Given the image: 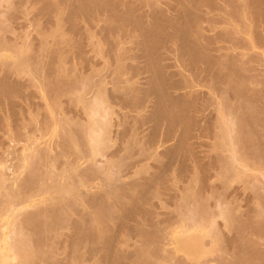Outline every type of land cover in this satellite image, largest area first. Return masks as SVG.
<instances>
[{"label": "bare ground", "instance_id": "obj_1", "mask_svg": "<svg viewBox=\"0 0 264 264\" xmlns=\"http://www.w3.org/2000/svg\"><path fill=\"white\" fill-rule=\"evenodd\" d=\"M17 1L0 0V51L27 53L0 55L12 67L0 71V264H264V59L251 53L264 0H37L55 25L36 45L16 38L28 12ZM52 127L58 172L39 143ZM126 156L128 174L115 173L108 162ZM168 203L176 214L159 211Z\"/></svg>", "mask_w": 264, "mask_h": 264}, {"label": "rangeland", "instance_id": "obj_2", "mask_svg": "<svg viewBox=\"0 0 264 264\" xmlns=\"http://www.w3.org/2000/svg\"><path fill=\"white\" fill-rule=\"evenodd\" d=\"M15 1H17V0H15ZM33 1H34V2H32V0H26V2H25V0L23 1L24 3L27 4L26 6H24L25 4H22L23 8L27 7V10H28V12L25 13V11H27L26 8H25V10H24V12H23V13H25V15L21 13L22 10H23V8H22V6L20 7V10H21V8H22V10H21L20 13L22 14V16L24 15L25 17L22 18V16H21V18H19L18 23H21V26H23V28H20L19 32L17 31L18 34L16 35V38H18V42L21 43V44H25L26 42H27V44H28V43L30 44L31 42H32L33 45H34V44H35V45L38 44V42H39V38L41 39V35H40V34H41L42 32L45 31V30H42V29H41V28H42L41 26H43L44 29H46V31L48 32V31L51 30L50 27H49V25L51 26V24H53V23L48 22V21H50V20L47 21V18L49 19V17H47V16L44 17L45 14L43 15V14H40V12H38V10L41 9V8H40V5L42 6V3L39 4V1H38L37 3H35V1H37V0H33ZM17 2H19V0H18ZM34 4H35V5H38V4H39V6H38L39 8H38L36 14L38 13L41 17H42V15H43V18H39V17H37V16H39V15H36V14H35V12H34L35 10H33V11L31 10V9H35V8H34V7H35ZM33 5H34V6H33ZM29 6H30V7H29ZM163 6H164V5H163ZM36 7H37V6H36ZM164 7H165V6H164ZM40 11H41V10H40ZM32 13H33V14H32ZM217 13H218V12H217ZM34 14H35L36 16H35ZM78 15H79V13H77V17H78V18H77V20H78L77 22H78V25H80V26H79L80 29H81L80 31H82L83 28H84V26H86V21H85V19L83 20L82 17L80 18V16H78ZM35 17H36V18H35ZM37 18H38V19H37ZM79 18H80V19H79ZM36 19H37V20L40 19L39 21H40V23H41L42 25L39 24V22L36 21ZM43 19H45V20H43ZM81 20H82V21H81ZM28 21H29V23H28ZM41 21H43V22H41ZM45 21H46V23L48 22V23H47L48 25L45 23ZM35 22H36V23H35ZM37 22H38V23H37ZM52 22H53V21H52ZM63 22H64V23H61V24H62V26H66V28H65V29H66V33H70V32H69L70 30L68 31V29H70V28H68V25H69V27H70L71 24L69 23V21H63ZM35 24H36V25H35ZM63 24H64V25H63ZM28 25H29V26H28ZM54 25H55V24H53V26H54ZM37 26H38V28H37ZM45 26H46V27H49V28H45ZM53 26H51V28H52ZM127 27H128V28H127ZM127 27L125 26V28H127V30H128V29H129V30L131 29L129 26H127ZM40 29H41V31H40ZM47 29H49V30H47ZM54 29H55V28H54ZM24 30H25V31H24ZM35 30H37V32H36ZM52 30H53V28H52ZM124 30L126 31V29H124ZM124 30L122 29V32H123ZM67 31H68V32H67ZM24 32H25V34H24ZM28 32H30V33L28 34ZM40 32H41V33H40ZM120 32H121V30L118 32V34H119ZM122 32H121V33H122ZM127 32H128V31H127ZM127 32H124V34L127 33ZM121 33H120V35L122 36L123 33H122V34H121ZM18 35H19L20 37H18ZM23 35H24V36H23ZM25 35H27V36H25ZM37 35H38V36H37ZM39 35H40V37H39ZM21 36H22L23 38H22ZM118 36H119V35H118ZM134 36H135V35H134ZM136 36H139L138 33L136 34ZM136 36H135V38H137ZM30 37H31V38H30ZM37 37H38V38H37ZM19 38H20V39H19ZM139 38H140V37L137 38V41L135 40L136 43H135V42H131L130 44H128V46L130 47L131 50H132V49H136L137 47H139V46L136 47V44H138V41H139L138 39H139ZM21 39H22V40H21ZM31 39H32V40H31ZM36 39H38V40H36ZM33 40H34V41H33ZM140 40H142V39L140 38ZM30 41H31V42H30ZM34 42H35V43H34ZM36 42H37V43H36ZM134 43H135V45H134ZM252 44H253V43H252ZM252 44H251V45H252ZM257 44H258V45H257ZM131 45H132V46H131ZM261 45H262V44H260V43H258V42H257V43H254V44L251 46V48H252V49H251V53H252V54H253V53H260V54H261L260 56H262L261 58L264 59V55L262 54V50H263V49H261V48H264V47H263V45H262V47H260ZM137 49H138V48H137ZM252 50H253V51H252ZM134 51H135V50H134ZM136 51H137V50H136ZM136 51H135V52H136ZM22 52H23L24 54H22ZM25 52H26V51H25ZM25 52H24V51H21V52L18 54V53H13L12 51H11V52H10V51H9V52L6 51V52H3V53H2V51H0V55H2V54L5 53L6 55L9 56V59L7 58V60H8V61H11V62H14V61H17V59H19V55H20V56L22 55L21 57H22L23 59H26V57H27V53H25ZM137 52H139L138 54L141 55V53H140L141 51L138 50ZM155 53H156V52H154V54H155ZM14 56H15V57H14ZM21 57H20V58H21ZM107 58H108V57H107ZM104 59H105V58H104ZM102 61H103V62L105 61V63L103 64L104 66L101 65L100 67H97V68H99V69H101V70H102V69H107L108 66L110 67V65H111L112 62H113V59L111 60V59L109 58V59H105V60H102ZM142 61H143V60H142ZM261 61H263V62H261ZM106 64H107V65H106ZM113 64H114V62H113ZM99 65H100V64H99ZM255 65H257V63H255ZM259 65H260V67H259ZM257 66H258V67H257L258 70H260V71L263 72V71H264V67H263V66H264V60H261V59H260V64H259V62H258V65H257ZM3 67H4V70L7 69V71H4V70H3ZM11 68H12V67H11ZM11 68H10V66L5 67V66L0 65V71H1V74L3 73L4 76H7V74H8L9 76L12 75V74H11V70H10ZM261 69H262V70H261ZM12 70H13V69H12ZM97 70H98V69H97ZM99 71H100V70H99ZM119 71H120V73H121V72L123 73V69H122V68L119 69ZM143 75H144V76H143ZM143 75H140V76H141V79H143V78L145 77V78H144L145 80L143 79V81H142V80L140 79L141 81H140V80H139V81H140V82H143V83H146V77H147V74L143 73ZM145 75H146V76H145ZM1 76H3V75H1ZM129 76L131 77V74H130V75L128 74V76H127V74H126L125 78H127V77H129ZM142 76H143V77H142ZM42 80H43V81H42ZM45 81H47L46 77H43V78L41 77L40 80H38V82H39L38 85L41 86V84H40L41 82H42V84H43V83L45 84ZM212 86H213V85L209 86V88L212 89V88H211ZM204 90H205L206 92H210V90H209L208 88H204ZM31 94H33V93H31ZM36 95H37V94H36ZM31 97H33V96H31ZM38 97H40L39 94H38ZM34 98H37V96H34ZM34 98H32V102L36 101V102H34L35 104L42 103V102H41L42 99L40 100V98H39V99L37 98V99L34 100ZM33 100H34V101H33ZM43 100H44V99H43ZM43 100H42V101H43ZM68 100H69V104H67V103H68ZM37 101H38V102H37ZM60 101H61L62 106H63V107L65 106V109H66V110H67V108L71 107V105H72L71 102H73L72 99L70 100L69 98H66V97H61L60 100H59V102H60ZM64 101H66V102H64ZM6 104H8V103H6ZM63 104H64V105H63ZM70 104H71V105H70ZM21 105H22V104H21ZM68 105H69V107H68ZM24 106H25V104H24ZM10 107H11V106H10ZM10 107H8V105H7L5 111H7L8 108L10 109V111H12L13 109H11ZM26 107H27V106H25V107H19V108H22V109L16 108L17 111H16V109H14L15 111L13 110L11 113L15 112V113H16V116H17V115L20 116V113H21V112L17 113V112H18V109H19V111L21 110L22 112H23V110H24V111L26 112V114H27V117H29V119H32V118H31V114H32V112H30V114L27 113V111L25 110ZM12 108H13V107H12ZM35 108H36V107H35ZM68 110H69V111H68ZM68 110H67V112L69 113V112H70V109H68ZM8 111H9V110H8ZM41 111H42V110H40V112H41ZM73 112H74V114H75L77 117L79 116V114L81 115L80 118H78V119H82V120H83V118L85 119V118L87 117V116H86L87 114H81L82 112H77V111L75 112V111H73V110H72L68 115L72 114L71 116H75V115H73ZM6 113H7V112H6ZM8 113H10V112H8ZM8 113H7V114H8ZM11 113H10V116H9V115H6V114H5V116L10 117V118L7 117V119L10 120V122H13V120H15V117H16V116H14V114H11ZM33 113H34V112H33ZM36 113H38L37 110H35V113H34L35 116H33V117H38L39 113H38V114H36ZM41 113H42V112H41ZM41 113H40V114H41ZM78 113H79V114H78ZM21 114H22V113H21ZM23 114H24L25 116H24ZM23 114H22V115H23L22 117H26V114H25V113H23ZM28 115H29V116H28ZM32 115H33V114H32ZM36 115H37V116H36ZM13 116H14V118H13ZM19 116H17V118H19ZM41 116H42V114H41ZM76 116H75V117H76ZM39 117H40V115H39ZM39 117H38V119L35 118L34 120L40 121V118H41V119L43 118V117H40V118H39ZM82 117H83V118H82ZM26 119L28 120V122L30 121L28 118H26ZM26 119H25L24 122H27ZM78 119H77V120H78ZM97 119H98V117H97ZM41 121H42V120H41ZM41 121H40V122H41ZM10 122L8 121V123H10ZM34 123H35V122H34ZM11 124H12V123H11ZM30 124H31V123H30ZM30 124H29V126H30ZM12 125H13V124H12ZM35 125H36V124H35ZM33 126H34V125H33ZM33 126L31 125L30 127H33ZM159 126H160V129H159ZM159 126H158V129H159V132H160L161 128L163 129V127H162L161 125H159ZM49 129H50V128H49ZM49 129H48V131L45 130L46 132L41 133L42 135L40 134V136H41L40 138H41V139H39V143L42 142L41 144H42V146H44V147H45L46 145H47V146L49 145L50 147H52V148H51V151H50V158H52V163H54V164H52V165H54V167H51V168H52V171L58 172V171H56V170H57V169L60 170V167H61V166H63V168H64V166H65V165H64V163H65L64 161H65L66 159H64L63 155H61V153H62L61 151L63 150L62 146L59 145V144H57V142H59V139H58V137H57L58 135H57L56 131L53 129V127H52V129H50V130H49ZM51 131H52V132H51ZM159 132H158V133H159ZM0 133H1V132H0ZM5 137H6V138H5ZM5 137H3V134H2V139H1V137H0V140H3V139H4V140H6V141H9V140H8V137H7V136H5ZM57 139H58V141H57ZM4 140H3V141H4ZM10 141H11V140H10ZM43 141H44V142H43ZM203 141L205 142L206 139L203 140ZM208 141H209V140H207L205 143H207ZM0 142H1V141H0ZM113 142H114V141H113ZM46 143H47V144H46ZM51 144H52V146H51ZM113 144H114V143H113ZM173 144H175V142H170V143H169V146H170V145H173ZM111 145H112V142H111ZM17 146H18V147L20 146V148H18ZM49 146H48V147H49ZM60 146H61V147H60ZM21 147L23 148V145H21L20 143H16V148H17V149H22ZM47 150H48V148H47ZM49 150H50V148H49ZM51 152H52V153H51ZM145 153H147V152H145ZM51 154H52V156H51ZM147 154H148V153H147ZM147 154H146V155H147ZM54 155H55V156H54ZM59 155H61V159H62L61 162H64V163H60V160H58V159L60 158ZM146 155H145V156H146ZM54 157H55V158H54ZM57 157H58V158H57ZM63 159H64V160H63ZM130 159H131V158H130L129 156H128V157L126 156V157H124V158L121 159V160H120V159H119V160H115L116 162L113 161V160H111V162H108V163H109V164L112 163V164H110V165H112V166H114L113 164L115 163V166L112 167V169L114 168L115 173H120V174H126V173H127V174H128V172H127L128 169H127V171H126V167H127L128 165H130V163H132V160H130ZM2 160H3V163H4L3 166L5 165L4 167L2 166V169L5 171L6 168L8 167V165H9V163H12V162H11L12 160H11V159L8 160V159H5V158H3ZM56 160H57V161H56ZM122 160H123V161H122ZM166 160H167V161H166ZM166 160H165L164 163L166 164V162H167V164L170 165V163H169V162H170V159H166ZM112 161H113V162H112ZM117 161H118V162L120 161V162L118 163ZM122 162L124 163V165H123ZM127 162H128V163H127ZM58 163H60L61 165L59 164L60 166H58V165H57ZM149 163H153V161L150 160ZM106 164H107V163H106ZM119 164H120V165H119ZM107 165H108V164H107ZM55 166H56V168H55ZM73 166L75 167V164L72 162V164L70 165V167H69V169H68L69 172H71V171L74 169ZM63 168L61 167V170H62ZM127 168H128V167H127ZM53 169H54V170H53ZM117 170H118V171H117ZM177 172H178V171H177ZM177 172H176V173H177ZM176 173H175V174L173 173L174 175L172 174V175H173V178H175V180H177V179L179 180V178H180V183H181V182H185V180H186L185 178H186V177H188L187 180H190V179H191V176H190V175H181L179 172H178L179 174H176ZM175 175H176V176H179V178L177 177V179H176V177H174ZM180 175H181L182 177H181ZM24 176H25V175H24ZM147 176L149 177L150 175L147 174ZM184 176H186V177L184 178ZM183 178H184V179H183ZM189 178H190V179H189ZM181 179H182L183 181H182ZM178 180H177V183H179ZM95 182H96V181H95ZM98 182H99V181H97L96 183H98ZM173 182H174V179H173ZM186 182H187V181H186ZM188 182H189V181H188ZM188 182H187V183H188ZM88 184H89V185H88ZM88 184H86L85 186L80 187V190H82V191H84V190H85V191L88 190V187L91 186V185H90L91 182H88ZM181 184H183V183H181ZM101 185H102V184H101ZM238 185H239L238 183H234V186H238ZM103 188H105L107 192H106L105 189H103ZM83 189H84V190H83ZM107 189H108V190H107ZM101 190H102V194H103V192L105 191L104 194L106 193V194H107L106 196H108V197H109V194H110V193L112 194L113 191H114V189L112 190L111 188H107V187H105L104 185L101 186L100 191H101ZM103 190H104V191H103ZM110 190H112V191H110ZM104 194H103V195H104ZM33 200H34V202H36V199H32V201H33ZM156 200H157V199H155V201H153V202L157 203L158 201H156ZM48 204H49V203H45L44 205L46 206V205H48ZM169 205H170V203H168L166 206L168 207ZM171 206H173V205L171 204ZM172 208L175 210V207H171V208H170V206H169L167 209L164 208V209H166V210H164V209H160V208H159V211L165 213V212H168V210H169V212H168L169 214H171V213H172V214H176L175 211H172V210H173ZM171 209H172V210H171ZM164 211H165V212H164ZM170 211H172V212L170 213ZM168 213H167V214H168ZM164 217H168V216L165 214ZM174 221H175V220H174ZM174 221H172L173 224L171 225V228H170L171 230H173V235H174L175 237L183 236V233H182V232H183V228H181V226L178 225L177 223L175 224ZM176 222H177V221H176ZM223 222H224L223 219H221V218L217 219V224L220 225L222 229H224ZM83 226H84V225H83ZM180 228H181V229H180ZM179 229H180V230H179ZM132 236H133V235H132ZM2 238H3L4 240L8 239V238H6V237H2ZM129 238L132 239L131 237H129ZM207 238H208V237H207ZM130 239H129V242H134V241H135L134 243H136V242L138 243L136 237L133 236V239H132V240H130ZM84 250H85V249H84ZM86 251H87V250H86ZM86 251H84V252H86ZM87 252H88V251H87ZM88 259L90 260V258H88ZM54 261H55V263H54ZM56 261H58V260H57V259H54L53 261H51L52 263L50 262V264H53V263L56 264ZM93 262H94V261L90 262V264H92ZM97 262H98V264H99V263H100V264H104V263H101V262H99V261H95L93 264H95V263L97 264ZM169 264H178V262H177V261H172V262L169 263Z\"/></svg>", "mask_w": 264, "mask_h": 264}]
</instances>
